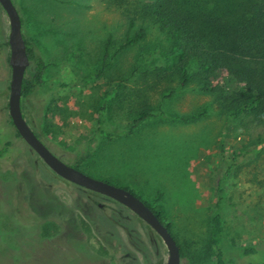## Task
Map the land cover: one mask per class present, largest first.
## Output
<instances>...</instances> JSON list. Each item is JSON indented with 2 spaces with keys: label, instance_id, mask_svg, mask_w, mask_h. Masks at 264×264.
Listing matches in <instances>:
<instances>
[{
  "label": "rangeland",
  "instance_id": "obj_1",
  "mask_svg": "<svg viewBox=\"0 0 264 264\" xmlns=\"http://www.w3.org/2000/svg\"><path fill=\"white\" fill-rule=\"evenodd\" d=\"M13 1L24 36L47 64L22 105L51 151L160 207L187 254L181 264H217L216 210L228 264H264V124L231 120L193 83L144 86L132 76L177 60L158 49L166 36L142 19L145 39L118 53L126 12L137 15L151 0ZM9 33L0 3V149L11 141L0 157V264H167L165 242L134 211L62 178L17 136L9 122ZM33 73L30 62L26 75ZM121 78L125 86H117ZM251 245L259 251L240 253Z\"/></svg>",
  "mask_w": 264,
  "mask_h": 264
},
{
  "label": "trees",
  "instance_id": "obj_2",
  "mask_svg": "<svg viewBox=\"0 0 264 264\" xmlns=\"http://www.w3.org/2000/svg\"><path fill=\"white\" fill-rule=\"evenodd\" d=\"M135 13L137 15L125 14L128 27L118 53L145 39L148 26H137V19H142L143 23L150 20V24L157 26L166 36V45L158 44V49L177 58L167 65L136 68L132 76L139 74L137 81H142L144 86H160L165 80L171 84L177 81L181 87L193 83L195 90L214 95L221 110L231 120L243 122L246 126L249 123L264 124V0H151ZM25 40L30 62L34 63V73L31 77L25 75L22 99L43 83L47 68L44 59L36 54L33 43L26 37ZM111 42L112 37H109L105 44L107 53ZM125 80L121 78L117 86H125ZM202 114V111L192 113L184 120H195ZM146 115L141 114L142 117ZM9 122L14 125L11 116ZM16 134L21 137L17 129ZM10 144L8 140L0 149V157L7 153ZM221 201V198L216 201V207ZM145 203L169 228L180 246L181 258L186 257L164 211ZM210 223L217 264L231 263L232 257H227L223 246V213L214 211ZM149 228L152 229L150 225ZM240 247L242 255L259 251L254 245Z\"/></svg>",
  "mask_w": 264,
  "mask_h": 264
},
{
  "label": "water",
  "instance_id": "obj_3",
  "mask_svg": "<svg viewBox=\"0 0 264 264\" xmlns=\"http://www.w3.org/2000/svg\"><path fill=\"white\" fill-rule=\"evenodd\" d=\"M10 20L9 46L11 83L9 95V113L20 136L44 160V162L62 178L91 191L108 196L134 211L149 224L165 242L169 256L167 264H181L180 246L169 228L155 214L152 208L138 195L124 187L92 177L59 158L33 130L22 109V88L30 59L23 33L22 17L13 0H0Z\"/></svg>",
  "mask_w": 264,
  "mask_h": 264
}]
</instances>
